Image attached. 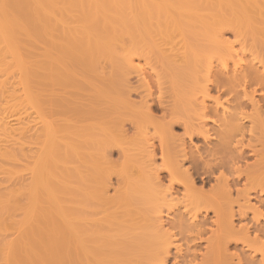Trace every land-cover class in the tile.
Segmentation results:
<instances>
[{"label":"bare ground","instance_id":"6f19581e","mask_svg":"<svg viewBox=\"0 0 264 264\" xmlns=\"http://www.w3.org/2000/svg\"><path fill=\"white\" fill-rule=\"evenodd\" d=\"M225 30L242 37L250 34L252 39L264 43V0H0V264H22L36 253L48 257L47 264H142L145 258L167 264L172 244L167 235L170 224L166 219L171 215L163 219L160 217L163 210L159 209L165 206H160V202L167 203L165 197L177 194V189L172 186L174 176L171 172L167 174L170 182L166 185L168 194L165 188L162 189L165 177L158 173L160 171L156 167L157 171L154 169L156 155H153V145L145 139L135 148H129L123 127L110 112V115L108 111L104 114L103 110L99 111L101 109L92 112L91 118L95 120L94 114L97 113L98 120L103 115H108L105 116L107 119L103 117L105 119L101 118V122L95 120L96 123L89 124L86 119L90 117L86 118V124L64 132L65 136L59 139L62 145L58 142L61 145L58 148H55L58 136L53 140L50 132L49 136L44 132L43 139L48 142L45 140L40 144L34 157L29 155L30 130L25 116L30 108L27 60L32 54L21 52L18 38L32 39L39 46H48L59 57L75 60L94 70L102 64L112 65V68H133L134 55L147 42L164 46L162 54L167 59L184 62L186 54L178 44L184 31H192L208 38L206 41L215 48L217 69L222 76H212L210 62L204 69L207 73L204 78L209 83L218 78L215 79L216 86L222 88L223 82H226L223 78L230 81L232 77L234 80L229 83H238L236 77L243 71H259V66L256 68V63L252 64L254 60L246 65L245 57L242 55V58L234 46L226 42ZM35 62L38 65L35 71L54 73L52 65L44 66L49 65V61ZM261 74L264 75V70ZM139 76L142 83L150 77L144 72ZM220 80L222 87H219ZM149 89L147 85V94H151ZM205 89L200 90L204 97L208 95V89ZM246 98L253 111L250 114L245 113L246 109L237 106L234 109L235 106L228 103L215 102L214 109H207L204 101L201 103L202 117L212 116L210 124L208 119L198 128L203 142H206L204 144L211 145L210 153L214 146L219 149L216 139L223 126H230V122L237 124L235 130L242 136L233 146L236 154L234 160L230 157L233 160L231 166L226 167L231 175L227 177V173L223 172L224 165H217L219 168L214 164L219 158L209 154L215 161L204 159V166L201 163L204 174L215 176V171L220 170L213 177L212 185L208 186L211 190L204 193L205 198L201 191L200 197H193L192 194L185 196L186 204L182 205L189 222L193 224L199 219L198 215H203L204 221H210L213 227L206 231L210 236L205 241L202 264H206L205 259L213 252L216 255L212 258L215 264H264V110L263 115H258L257 100L253 96L246 95ZM243 104L241 102V106ZM150 106L143 107L146 114L149 113L148 117L152 116ZM12 117H16L14 123L10 120ZM246 119L248 121L245 122L249 123L247 127L242 123ZM235 126H232L233 129ZM243 130L252 133L249 139L253 144L251 146L248 140L247 147L250 149L246 147L249 151L242 145L246 142H243ZM189 131L186 127L185 132ZM254 133L259 135L258 138L253 136ZM41 135H37V139ZM52 144L55 145L54 151ZM186 146L184 142L181 144L182 154H178H181L179 158H183H180L181 161L188 159L190 154L185 152ZM113 147L119 149L118 155L122 159L133 163V169L117 173L119 182L116 180V183L120 186L124 183L125 188L122 190V186L119 187L111 196L108 187L113 162L109 156L114 152L112 149H116ZM55 150L59 151L56 157ZM160 155L164 162V150L160 151ZM53 156L55 159H52ZM48 157H51L50 161ZM180 160L178 162L183 165ZM211 160L214 167L210 164ZM186 161H189L190 167L191 163L196 164V160L194 163L190 157ZM180 163L177 164L182 168L184 165ZM215 167L217 169L214 170ZM52 169L56 174L52 173ZM183 173L188 175V171ZM188 180L185 185L181 184L183 191L193 189L191 185L194 187L190 177ZM52 181L57 183L58 193L53 192L56 185ZM41 187L50 193L46 192L48 196H54V193L58 198L49 197L57 201L49 210L38 204L37 193ZM128 191L140 194L143 204L137 206ZM154 202L158 204L154 205ZM196 208H202L204 214H199L200 210L197 212ZM209 212L212 217L208 218ZM143 232V239L146 237V242L151 240L149 243L153 248L140 258L135 256L124 262L129 251L122 242L134 233ZM176 250L181 252V247H176Z\"/></svg>","mask_w":264,"mask_h":264},{"label":"rangeland","instance_id":"374dc122","mask_svg":"<svg viewBox=\"0 0 264 264\" xmlns=\"http://www.w3.org/2000/svg\"><path fill=\"white\" fill-rule=\"evenodd\" d=\"M191 32L192 31H184L183 36H181L182 41L178 44L180 50L184 51L186 54V58L184 62L176 63L172 60L167 59L162 54L163 49L165 48L164 46H162L161 44L159 45V44H154L152 42H147L143 46V48L140 51H138L136 55H134L135 59H134L133 68H126V67L112 68V65L102 64L97 66L96 69L94 70L87 69L84 64L79 63L75 60H69L59 57L48 46L45 45L39 46L32 39L27 40L24 39V37L18 38L19 41L18 43L22 48L21 52L23 53L27 52L32 54L31 56H29L27 60V67H28L27 82H28V89L30 94L29 96L30 108L27 109V113L25 116V119L29 123V130H30L29 155L33 156L34 152H36V150L38 151L40 144L46 140L43 139L44 132L47 133L48 136L51 133L50 137L51 135H53L54 136V137L52 136V138H54L53 140L57 139L58 141L56 140V142L57 143L60 142L61 144L62 141H59V139H61L60 137L63 134H66L64 132L68 130H73L74 128H79L81 125L86 124L87 121L90 124L91 122H95V120H98V118H96L97 113L94 114L96 117L93 115V117H95V120L94 118L93 119L91 118L92 117L91 113L94 111L97 112L99 109H101L99 110L101 112L103 110L102 113L104 114L106 111H108V114L110 112L111 115L115 118V120L123 127V131L126 135L125 137H126L127 146L129 148L133 149L136 147L137 143L139 144L145 142L144 141L145 139L146 142L148 140L147 143L152 144L153 146L152 145L151 146L154 147L152 149L155 150V154L153 152V155H156L154 156L155 157L154 160L155 165H153L154 169L156 167L157 170L160 171L158 173L161 176L165 177L163 178L164 181L162 182V186L164 183L165 187L163 186L162 189L165 188V193L168 194L166 192L167 191L166 185L170 183L169 177H167V174L169 172H171L172 175L174 176V180L172 179L174 181L172 186L174 190L177 189L176 195L170 196L171 198L169 197V195L168 196L166 195L168 198L165 197L167 203H169L168 201L173 199L172 202L170 201L171 204H168L167 206L166 205L167 203L160 202V206L162 204H164L165 206H163L161 210L159 209V211L163 210L162 213H160L161 214L160 217H162L163 219H166L167 215L168 216L171 215L166 219L169 221L170 224L168 226L169 229L167 230L168 233L167 235L170 237V241L172 244L170 246L171 252L167 260V264H202V262L204 261V259L202 260L201 258H203L204 255V245L206 243L205 241L207 237L210 236V234L207 233L208 230H210L208 228L212 229L213 227L209 223L210 221L209 222L206 220L204 221V218H202L203 215L202 216L198 215L199 219L196 222H194L195 224L189 222L187 218L188 216L185 218L186 214L185 212L183 213L184 209L182 205L186 204L185 200H187L186 199L187 195L192 194L193 197L194 196L200 197V194L202 192L204 195L206 191L208 192L209 190H211L209 187L214 182L213 179L220 172V170L219 172L217 171L220 168L217 165L223 164L225 169L226 167L229 168L231 166L230 162L234 160L233 158L235 157L236 154V152L234 153L235 150L233 149L235 147L234 145L235 141H237L236 142L237 145L239 142L238 140H241L240 138H242V136H240L241 134H239L237 130H235L237 129L235 126L237 124H235L234 121H232L233 123L232 122L230 123L232 124V126L233 125L235 126L234 129L230 123L229 124L231 127L228 125H226L227 127L223 126V129H221L222 133L220 132V136L218 137V139H216L217 143L220 144L217 146L219 149H215L214 146V148L211 150L210 153L209 149L211 145L209 146L207 144H204L206 142H203L204 140L202 138V135H200L198 128L202 126L203 121L206 122L208 119L210 120H208L207 122H209L210 124L212 116L211 114H209L208 115L209 117L207 118L202 117V111L200 110L202 105L201 103L204 101L205 105L207 106V109H214L215 102L222 103L223 105H226L228 103V105L235 106L234 109H237V107L239 109H244V110L246 109L245 110L246 112L244 110L242 111H244L246 114H250V112L252 113L253 111L251 110L252 108L248 104L246 98L247 95L248 97L253 96L255 100H257L256 107L260 109L259 111L260 113H258V115H263L262 110H264V75L262 76L261 74V71L264 70V68L263 69L261 68L262 65L264 66V43L260 42L258 39H252L251 37H249L251 36L250 34H247L244 37H242L235 35L229 30H225L223 34L226 42L229 45L234 46L237 53H240V56L243 55L245 57L244 59L246 65H249L250 61L254 60L253 63L252 62L251 63L253 65L256 63L255 67L257 68L259 66L258 67L259 71H257V73L254 71L255 72L254 73L251 68H250L251 70L249 69L250 71L248 70L243 71L241 75L236 77L237 79H239V81H237L238 83H235V81L234 82L232 81L233 83L232 82L229 83L232 77H230V81L225 80V78L222 77L226 82H223L222 84L221 81L222 79H221L220 80L221 83L219 87H222V85L224 87L218 88V85L216 86L217 84L216 80L219 78V76L221 78L222 74H220V71L218 70L219 66L217 65L215 48L207 42L208 38L202 37L196 33H191ZM241 49L243 50L241 51ZM36 60H42L43 62L49 61L50 64L49 65L44 64V66L49 67L50 65H52L54 67V73L53 72L48 73L50 71H46V70L35 71V68L38 66L35 65ZM210 62L212 63L213 66L212 76L215 77L216 75H218L217 76L218 78L217 79L215 78L216 80L215 79L213 80L214 77L212 78V80L214 81V82L211 81L212 84L211 82L210 83L207 82V80L204 78L207 75L204 69L205 67L208 66V63ZM141 72L147 73V75L150 76L148 77V79L145 80L146 83H142L140 81L139 74ZM232 80H234V78ZM147 85H149L150 87L149 89L150 92L148 91V93L151 94H147L146 92ZM202 88L208 89V90L205 89L208 91V95H205V97L200 92ZM147 95L150 97H148ZM145 96H147V98ZM145 100L148 102H146ZM241 102L242 104L244 103L242 106H241ZM235 103L236 104L240 103L239 104L240 107L238 106V104L236 105ZM145 105L152 106V107L150 106V109H152V111L150 110V112L152 113L151 117L147 116V114L149 115V113L146 114V110L145 108H143L146 107ZM231 106L230 108L233 109V107ZM90 109L93 110L89 111ZM102 115L103 114H101V116ZM105 116L108 115H103L101 117L102 120L106 118ZM15 118L16 117L10 118L12 123L15 122ZM101 118H99L98 121H100ZM85 119L87 121H85ZM245 121L248 120L247 119L243 120L242 123H245V126L249 125V123L248 122L246 123ZM98 125H100V123ZM170 127L171 130H169ZM184 127L185 128L187 127L190 131L188 133L185 132ZM244 131L245 130H243V132ZM255 133L253 134V136L255 138L256 137L258 138L259 135L256 136ZM233 134H235L236 136H233ZM251 134L248 133L246 130L243 135L244 137L243 142L245 141L246 142L245 144L243 143L242 145H244L245 148L247 147L248 140H250L249 137L252 136ZM37 135H41L39 136V139H37ZM50 137L49 139H51ZM55 137L57 138L55 139ZM255 138L254 141L257 140ZM183 142L185 143V146L186 144L188 145L185 147V148L188 147L185 152L190 153L189 156L187 154L188 156L187 158L189 159L190 157V159L193 160V162L194 160H196L195 162L197 165L196 164L195 166L194 164L192 165L191 163L192 161H190L191 163V167H190L189 161H186L188 159H186L185 161H181L180 158L182 157L180 158L178 157L182 154L181 149L183 148V146L181 148V144ZM249 142H251L250 145L253 144L251 140ZM57 143H55V145ZM60 144L58 143L55 148H58V146L62 145ZM161 144H163L162 147ZM55 145L52 144L51 149H53V151H54L53 146ZM242 145L241 147H244ZM190 147L192 149H190ZM247 148L245 150L249 151ZM117 149L118 148L112 149L114 150V152L113 154H111L112 156H109V158L111 157L110 158L111 162H113L112 165L113 171H111L112 178L111 180H109L111 182H109L110 185L108 187L109 195L111 196L114 191L119 190V187L121 188L122 186V190L125 188L124 183L121 186L119 185L118 183L119 181L118 179H116L119 178L116 177L117 173L119 175V172L126 173L129 170L133 169L131 168V166H133V163L125 160L124 158L122 159L118 155L120 151L118 152ZM56 150H55L56 153L55 157L59 152ZM161 150H164V152L166 153V156H164L163 158L164 162H162V158L160 155ZM180 152L181 154L178 155ZM209 154L214 155L215 158L218 157L219 159L218 158L216 159H218L217 162L220 160L219 161L220 163L218 162L219 163L218 164L214 160L215 158L210 156ZM55 157L53 156L52 159L53 158L55 159ZM29 158L31 157L29 156ZM50 158L51 157L47 158L49 159L48 161H50ZM204 159L206 161L207 160L209 161L210 159L214 160L215 163L214 162L213 163L216 164L217 167H219L218 169L217 167L214 168V170L217 169L216 170L217 172L215 171V176L211 175L208 177L206 174H204L203 162H206ZM179 160L183 162L184 166L180 162H178ZM212 160L210 163L211 166L214 165L212 163ZM29 162L30 164H32L33 158L30 159ZM51 162H53V164L52 163L51 164L54 166V160H52ZM177 163H180L183 167L179 168ZM201 163H203L202 168H201L202 165ZM47 164L48 163H46V165ZM188 167H190L189 170L186 169ZM225 169L223 172L227 173L229 169L228 170ZM184 170L188 171L187 176L184 175L185 173V172L183 173ZM222 170L223 169H221V171ZM53 171L54 170L52 169V173L56 174L55 171L54 172ZM228 174L231 175L230 173H227V175ZM229 175L227 177H229ZM30 176L31 174L28 176L29 179ZM189 177L194 183V187L191 185L190 187L193 189L191 190L187 189L189 191H185V190L183 191L182 186L185 185V181L188 180ZM166 178L168 179V182ZM116 180L118 181L117 183ZM54 182L53 184L56 185L57 183ZM55 188L56 191L52 190L53 192H57V185L55 186ZM39 189L40 192L37 193L38 204L41 205V207L43 208L48 207L47 210L51 209V207H54L57 201L55 202L53 200L58 199L56 195L52 193V195L54 196L51 195L48 196L50 193L47 190H45L43 187ZM42 189H44L45 192H43ZM46 192H48V195L46 194ZM128 193L131 195L130 198L134 200L137 206H139V204L140 206L141 204H143L141 202V199L139 198L140 194H135L132 193L131 191H128ZM49 197H54V199ZM173 197H175L176 199ZM203 197L205 198V195ZM157 204L158 203L154 202V205ZM169 205L172 206L170 212L168 211L170 207ZM147 206L149 205L147 204ZM147 208L148 207H146V209ZM153 208L156 209L155 206ZM142 209L144 208L142 207ZM196 209L197 212L198 210H200V208H196ZM147 210H145V212ZM155 214H153L154 217ZM199 214H204L202 208L199 211ZM156 215L158 216V214ZM209 217H212L211 212L208 213V218ZM203 222L204 223L206 222L207 224L204 225ZM164 230L166 229L164 228ZM143 236H145V232L141 234L134 233L130 235L131 238L128 237V239H125L122 242L124 248L128 249L129 251L128 254H126V257H124L125 258L124 262L131 260L135 256H139L140 258V255L142 256L145 253H149L150 252L149 250L153 248V246L151 247L149 243L151 240L149 239L150 241L146 242L148 240H144L146 237L143 239ZM179 246L181 247V252L177 253L176 247ZM214 253L215 252H213V255ZM213 255L209 256V258H206L207 260L205 259L204 263L213 264L214 263L212 261V258H214ZM214 256L216 257V255ZM145 259H143L142 264H159V262L155 260H150L152 258L146 260ZM47 260L48 257L41 256L40 254L36 253L30 255L29 259H27L22 264H47Z\"/></svg>","mask_w":264,"mask_h":264}]
</instances>
